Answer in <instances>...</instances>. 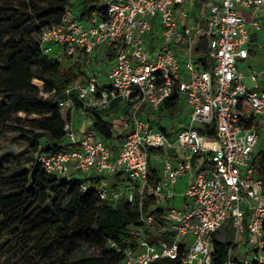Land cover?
<instances>
[{"label": "built area", "instance_id": "1", "mask_svg": "<svg viewBox=\"0 0 264 264\" xmlns=\"http://www.w3.org/2000/svg\"><path fill=\"white\" fill-rule=\"evenodd\" d=\"M186 3L113 0L104 18L94 12L87 20L67 7L38 34L41 53L76 66L78 77L57 104L69 118L58 149L36 153L35 162L46 174L81 182L83 191L92 180L100 203L134 207L139 224L130 240L109 241L123 255L119 264H264V178L254 164L264 89L248 91L237 67L252 55L251 43L264 40V0H209L206 16L194 20ZM261 77L249 73L254 84ZM173 96L189 114L170 138L150 118ZM110 109L105 140L88 111ZM201 130L213 131L214 142ZM151 156L160 162L156 183ZM148 198L159 211L157 226L144 212ZM215 243L227 245L225 257Z\"/></svg>", "mask_w": 264, "mask_h": 264}, {"label": "trees", "instance_id": "2", "mask_svg": "<svg viewBox=\"0 0 264 264\" xmlns=\"http://www.w3.org/2000/svg\"><path fill=\"white\" fill-rule=\"evenodd\" d=\"M67 7L78 12L80 20L94 12L105 17L106 7L98 6L96 0H0V138L15 135L33 153V165L3 177L0 187V255L11 252L14 261L10 264H45L50 259L67 264L80 243L94 246L98 255L69 264H119L123 255L112 250L109 241L125 245L130 228L139 224L130 204L121 200L113 208L100 203L92 180L83 191L81 182L46 174L35 162L36 153L58 149L69 118L57 104L78 77L76 66L43 55L37 42L42 30L60 22ZM179 101L177 96L165 100L155 116L176 108ZM88 113L97 134L110 140L112 124L104 118L105 112ZM201 132L214 142L213 131ZM45 137L49 144H44ZM254 164L258 177L264 178V152L254 156ZM158 169L149 166L151 183L159 180ZM152 203L151 198L145 200L144 212L155 216L157 226L159 211L150 209ZM214 249L220 259L225 257L227 245L215 243ZM151 264L178 263L158 260Z\"/></svg>", "mask_w": 264, "mask_h": 264}, {"label": "rangeland", "instance_id": "3", "mask_svg": "<svg viewBox=\"0 0 264 264\" xmlns=\"http://www.w3.org/2000/svg\"><path fill=\"white\" fill-rule=\"evenodd\" d=\"M97 5H102V3H106V0H96ZM78 15L79 13L76 12ZM28 30L25 31L27 33ZM255 55L252 57L253 67L254 69L264 68V49L259 48V46L251 47ZM122 107V106H121ZM120 107V108H121ZM115 110V109H114ZM113 111V109L108 110L103 114H110L109 112ZM121 112L119 110H116ZM62 112L66 113L64 109ZM189 110L183 100H180L176 108L172 110H165L159 116H155V113L151 114V119L153 120V126L156 130L164 129L165 131L171 133V135H175V132L178 130L179 125L186 124L188 121ZM24 116V115H20ZM109 116V115H108ZM108 119V117H106ZM110 118V117H109ZM71 119L74 123H79V118L77 114L72 112ZM49 144V140L45 137L44 144ZM259 152H264V130L258 131V142L255 147V155ZM33 153L29 152V149L23 142L15 135H8L4 138H0V187L2 186V178H9L17 173L20 170L26 169L32 166ZM149 164L152 167L160 168V162L156 163V161L151 156L149 159ZM159 170V169H158ZM187 178H183L177 187V194H181L184 191L185 183ZM226 231L227 228H226ZM218 240L223 239L222 233H218L216 235ZM98 255V250L87 243H80L71 256L67 259L66 263H72L77 260L95 257ZM14 261V257L11 252H5L0 255V264H10ZM56 259H50L45 264H56Z\"/></svg>", "mask_w": 264, "mask_h": 264}, {"label": "crops", "instance_id": "4", "mask_svg": "<svg viewBox=\"0 0 264 264\" xmlns=\"http://www.w3.org/2000/svg\"><path fill=\"white\" fill-rule=\"evenodd\" d=\"M111 1L113 0H106V3H102V5L100 6H104L110 3ZM186 1L187 3L184 7L186 8L187 15L191 16L193 20L196 19L198 16L199 17L206 16L207 5H208L209 0H205V3L204 2L201 3L202 0H186ZM257 45L259 46V48L264 49V40H262L259 37V39L256 42L251 43L249 48L251 49V47H254ZM251 51H252V55L250 56V58L248 60L239 61L237 63V67L244 76L243 84L245 85L246 89L250 92H255V91H260L261 89H264V68H258V70L254 69L252 57L255 55V53L253 52L252 49ZM251 71L262 73V77L258 80L257 84L252 83L249 78V73ZM261 130H264V125H261L258 127V131H261ZM173 164L176 165V161H174ZM186 184H187V181L185 185Z\"/></svg>", "mask_w": 264, "mask_h": 264}]
</instances>
